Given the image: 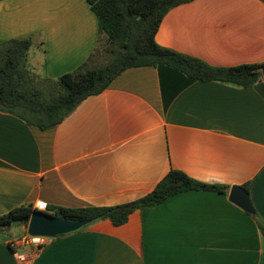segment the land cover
Masks as SVG:
<instances>
[{
    "label": "crops",
    "instance_id": "1",
    "mask_svg": "<svg viewBox=\"0 0 264 264\" xmlns=\"http://www.w3.org/2000/svg\"><path fill=\"white\" fill-rule=\"evenodd\" d=\"M20 36L32 38L31 70L55 78L89 57L98 21L87 0H0V42ZM155 39L214 65L264 61V0L178 3ZM182 80L128 66L46 128L0 109V213L132 200L171 168L225 187L177 192L122 224L47 236L37 250L20 243L25 224L0 229V264H264V80ZM243 183L254 213L229 197Z\"/></svg>",
    "mask_w": 264,
    "mask_h": 264
},
{
    "label": "trees",
    "instance_id": "2",
    "mask_svg": "<svg viewBox=\"0 0 264 264\" xmlns=\"http://www.w3.org/2000/svg\"><path fill=\"white\" fill-rule=\"evenodd\" d=\"M98 21L97 43L89 57L71 71L55 78L41 77L27 66L26 53L31 36L12 37L0 42V109L11 112L38 128L60 122L86 96L103 90L114 76L132 65H154L162 78L165 69L179 71L182 85L194 80H220L236 85H253L261 81L264 61L234 65H214L200 57L160 45L155 33L165 12L189 0H87ZM104 55L102 62L98 61ZM264 83V81H263ZM247 189V183H243ZM179 168L169 169L148 192L115 204L68 206L47 203L38 208L21 203L0 213V229L22 218L25 224L31 212L42 209L57 217L86 218L87 224L110 219L124 223L136 208L161 202L186 189H217ZM264 235V222L258 220Z\"/></svg>",
    "mask_w": 264,
    "mask_h": 264
},
{
    "label": "water",
    "instance_id": "3",
    "mask_svg": "<svg viewBox=\"0 0 264 264\" xmlns=\"http://www.w3.org/2000/svg\"><path fill=\"white\" fill-rule=\"evenodd\" d=\"M261 77L264 80V66L261 67ZM229 197L240 204L245 210L254 213L255 208L252 205L248 190L239 184H233L229 190ZM23 222L22 218H15L11 225H17ZM89 219L86 218H68L57 217L42 209H35L26 220V230L30 234H42L46 236H55L63 234L87 225Z\"/></svg>",
    "mask_w": 264,
    "mask_h": 264
},
{
    "label": "built area",
    "instance_id": "4",
    "mask_svg": "<svg viewBox=\"0 0 264 264\" xmlns=\"http://www.w3.org/2000/svg\"><path fill=\"white\" fill-rule=\"evenodd\" d=\"M46 235L42 234H30L27 230L19 237L20 243L30 244L33 250H37L45 241ZM20 256H22L20 254ZM24 256V255H23Z\"/></svg>",
    "mask_w": 264,
    "mask_h": 264
},
{
    "label": "rangeland",
    "instance_id": "5",
    "mask_svg": "<svg viewBox=\"0 0 264 264\" xmlns=\"http://www.w3.org/2000/svg\"><path fill=\"white\" fill-rule=\"evenodd\" d=\"M103 60H104V55L102 54V55H100V57L98 58V61H99V62H102ZM27 66L31 67L30 64L28 63V61H27ZM11 227H12V228H11V229H12V230H11L12 233H13V232H18V231L20 230V224H17V225H15V226H14V225H11Z\"/></svg>",
    "mask_w": 264,
    "mask_h": 264
}]
</instances>
